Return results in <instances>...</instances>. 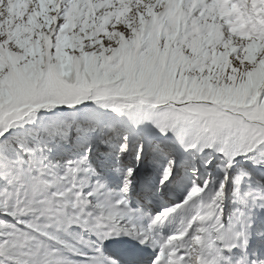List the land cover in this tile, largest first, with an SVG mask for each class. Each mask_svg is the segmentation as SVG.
Wrapping results in <instances>:
<instances>
[{
    "label": "snow or ice",
    "instance_id": "snow-or-ice-1",
    "mask_svg": "<svg viewBox=\"0 0 264 264\" xmlns=\"http://www.w3.org/2000/svg\"><path fill=\"white\" fill-rule=\"evenodd\" d=\"M56 106L58 139L37 118ZM177 145L217 177L133 207L146 156L149 198L177 180ZM241 162L264 169V0H0V264H264V185Z\"/></svg>",
    "mask_w": 264,
    "mask_h": 264
},
{
    "label": "rangeland",
    "instance_id": "rangeland-1",
    "mask_svg": "<svg viewBox=\"0 0 264 264\" xmlns=\"http://www.w3.org/2000/svg\"><path fill=\"white\" fill-rule=\"evenodd\" d=\"M61 113L60 116H55L54 113ZM46 115L44 116V114ZM43 117L45 122H51L53 120L56 121V129H57V139H58V131L63 130L64 124L71 121L73 119L70 110H68L64 106H56L53 111H45L41 110L37 113V118ZM79 119V117H77ZM98 134V133H97ZM71 138L75 139L76 132L73 129L70 132ZM104 151V145L97 146V153ZM176 152L178 153V168H177V180L173 181L168 188L163 189L159 195V197H151L149 198V193L152 188L155 186V176L157 173V169L155 164H153L151 156H146L143 163L138 166V169H141L143 173V180L145 181L144 186H141L137 190H140V201L141 207L145 211H150L151 214H156L157 212L162 210V206H173L176 203L182 201L185 197L187 190L190 188L191 184L182 182L181 178L186 177L188 173L192 170L197 171V183H203L205 178L215 179L218 175V166H219V158L215 157L212 159V163L207 165V168L201 166V155H197L193 157L191 154L184 153L180 150L179 146H176ZM51 157L53 162L56 159V151L53 149L51 153ZM122 162L125 165H131L134 163V160L131 156H124L121 158ZM240 168L245 169L252 173L253 181L259 182V185H264V169L253 168L249 163H238L235 165L233 174H236V171ZM143 169V170H142ZM207 174V175H206ZM118 178L113 176L110 179L109 187L118 188V184L116 185V181ZM253 187H256V184H253ZM146 189V190H145ZM134 194V193H133ZM132 197V196H131ZM235 205L233 203V198L231 195V185H229V191L227 197L224 202V216L227 219L233 213ZM167 227L164 228L163 233L167 235L170 230H174L179 221H166ZM251 239L253 242V246H257L259 242L264 241V211L256 209L251 214ZM77 259V258H74Z\"/></svg>",
    "mask_w": 264,
    "mask_h": 264
},
{
    "label": "bare ground",
    "instance_id": "bare-ground-1",
    "mask_svg": "<svg viewBox=\"0 0 264 264\" xmlns=\"http://www.w3.org/2000/svg\"><path fill=\"white\" fill-rule=\"evenodd\" d=\"M45 115H46V113L44 114V116ZM137 173H139V172H137ZM142 176H143V173H142ZM142 180H143V178H142ZM137 181H138V178L135 177V180H134V186L135 187H137V185H138ZM144 184L145 183H143L142 185L144 186ZM133 190H134V188H133ZM140 190H142V189H140ZM140 190H137L134 194H132V197L134 199H137V201L140 200V198H139L140 197V192H141ZM140 255L142 256L143 264H149L150 260L148 261V259H150L153 256V250L151 248H144V249L141 250Z\"/></svg>",
    "mask_w": 264,
    "mask_h": 264
},
{
    "label": "clouds",
    "instance_id": "clouds-1",
    "mask_svg": "<svg viewBox=\"0 0 264 264\" xmlns=\"http://www.w3.org/2000/svg\"><path fill=\"white\" fill-rule=\"evenodd\" d=\"M237 20L239 21V27H243L244 26V24H243V21L242 20H240V18L239 17H237Z\"/></svg>",
    "mask_w": 264,
    "mask_h": 264
}]
</instances>
